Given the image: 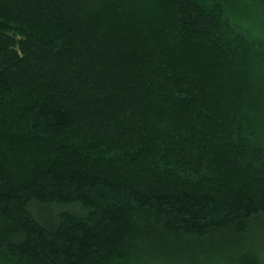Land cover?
Segmentation results:
<instances>
[{"label": "trees", "instance_id": "1", "mask_svg": "<svg viewBox=\"0 0 264 264\" xmlns=\"http://www.w3.org/2000/svg\"><path fill=\"white\" fill-rule=\"evenodd\" d=\"M0 264H264V0H0Z\"/></svg>", "mask_w": 264, "mask_h": 264}, {"label": "rangeland", "instance_id": "2", "mask_svg": "<svg viewBox=\"0 0 264 264\" xmlns=\"http://www.w3.org/2000/svg\"><path fill=\"white\" fill-rule=\"evenodd\" d=\"M128 25V24H127Z\"/></svg>", "mask_w": 264, "mask_h": 264}]
</instances>
